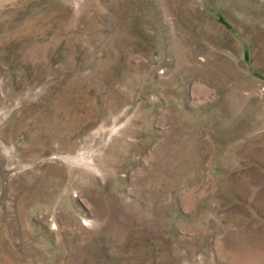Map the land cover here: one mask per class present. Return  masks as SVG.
<instances>
[{
    "label": "rangeland",
    "instance_id": "1",
    "mask_svg": "<svg viewBox=\"0 0 264 264\" xmlns=\"http://www.w3.org/2000/svg\"><path fill=\"white\" fill-rule=\"evenodd\" d=\"M0 264H264V0H0Z\"/></svg>",
    "mask_w": 264,
    "mask_h": 264
}]
</instances>
